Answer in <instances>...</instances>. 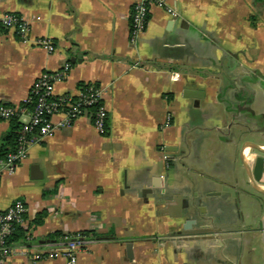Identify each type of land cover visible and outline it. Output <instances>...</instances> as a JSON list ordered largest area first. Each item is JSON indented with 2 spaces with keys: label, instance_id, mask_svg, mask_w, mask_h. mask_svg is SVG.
<instances>
[{
  "label": "crops",
  "instance_id": "crops-1",
  "mask_svg": "<svg viewBox=\"0 0 264 264\" xmlns=\"http://www.w3.org/2000/svg\"><path fill=\"white\" fill-rule=\"evenodd\" d=\"M137 1L0 0V14L30 24L28 42L0 28V103L18 106L41 73L62 72L55 95L94 84L107 111L104 134L81 117L0 173V211L26 207L9 264L29 263L55 231L94 238L76 264H264V202L241 160L258 153L235 127L241 114L262 132L264 0H168L177 16L151 6L131 43ZM41 38L52 53L33 44ZM11 127L0 120V146ZM255 184L264 189V174ZM201 226L227 237L185 241Z\"/></svg>",
  "mask_w": 264,
  "mask_h": 264
},
{
  "label": "built area",
  "instance_id": "built-area-1",
  "mask_svg": "<svg viewBox=\"0 0 264 264\" xmlns=\"http://www.w3.org/2000/svg\"><path fill=\"white\" fill-rule=\"evenodd\" d=\"M162 8L173 18L177 13L168 5V0H138L132 7L129 18V40L134 43L144 31L149 8ZM0 28L13 30L21 42L29 41L30 24L12 12L0 14ZM33 44L50 54L54 50L51 41L46 38L36 39ZM62 78V72L41 73L33 82L27 97L21 102L28 104L33 101V107L27 111L24 107L0 104V120L9 121L14 116L27 114V120L21 124L15 150L0 157V173L12 175L18 164L27 157L30 146L42 139L52 136L55 132L70 127L81 117L88 118L99 134H104L107 125V111L104 108L100 88L90 84L85 91L77 90L76 94H54V83ZM33 98V99H32ZM98 105L95 112L88 114V108ZM60 114V121H52V116ZM264 172V155L262 156ZM26 207L23 201L15 200L6 210L0 213V264H9L6 257L10 247L6 239L14 225L23 226ZM95 243L89 235L76 234L43 243L44 251L36 252L27 264H39L42 259L53 260L64 258L65 264H76L80 252L88 250Z\"/></svg>",
  "mask_w": 264,
  "mask_h": 264
},
{
  "label": "trees",
  "instance_id": "trees-1",
  "mask_svg": "<svg viewBox=\"0 0 264 264\" xmlns=\"http://www.w3.org/2000/svg\"><path fill=\"white\" fill-rule=\"evenodd\" d=\"M89 86H90V84H79L78 89L81 91H85V89L88 88ZM92 86H94L95 88L97 87V85H94V84ZM2 105H5V104H2ZM33 105H34L33 101H31V103H28V104L20 103L18 106L24 107L27 111H30L32 109ZM98 105L99 104L88 108V114L92 115L95 112ZM18 118H19V116H14L13 118H11L9 120L11 122L12 127L8 131V133L5 135L3 144L0 146V157L3 156L4 154H6L7 152L15 150L17 147V139H18V136L20 134L21 125H22L20 122L17 121ZM6 146H8L7 149H5ZM2 212L3 211H0V213H2ZM42 219H43L42 213L38 214L34 220V223L40 224L42 222ZM24 232H25V230L21 226L14 225L11 232L9 233V235L7 236V239H6L7 247L8 246L10 247L13 242H17V241H20L21 239H24L25 238ZM76 234H83V235L87 236L88 232L80 231V232H76V233H61L59 231H55V232L49 234L47 236V238L49 240H57V239L65 238V237H71V236H74Z\"/></svg>",
  "mask_w": 264,
  "mask_h": 264
},
{
  "label": "water",
  "instance_id": "water-1",
  "mask_svg": "<svg viewBox=\"0 0 264 264\" xmlns=\"http://www.w3.org/2000/svg\"><path fill=\"white\" fill-rule=\"evenodd\" d=\"M184 94H186V92H184ZM195 96H197L198 94H194ZM245 146L250 147L252 150H254L257 154V156H253L250 157L249 160L252 161L251 164H248L247 162H245L243 159L242 163L244 168H246V172H248V179L249 182L251 184V188L257 193L259 194L258 202L260 203V205L258 207H260L263 202H264V189H260L257 187V185L255 184V182L260 181L263 178V165H262V156L264 155V148H261L260 146L252 143V142H245L243 148ZM243 153L241 154L240 158H242ZM31 173H32V178H36V176H34V172L37 171V166H33L31 169ZM223 190H226L230 193H232V189L231 188H227L224 187ZM261 230H262V234H263V242H264V219L262 222V226H261ZM208 229L205 227H199V228H195L193 230H189L187 232H185V234H189L188 237H185V241H199V240H204L206 237V239H211V240H216V239H223L225 237H227L226 234H218L213 232L211 234V236H204L207 233Z\"/></svg>",
  "mask_w": 264,
  "mask_h": 264
},
{
  "label": "rangeland",
  "instance_id": "rangeland-1",
  "mask_svg": "<svg viewBox=\"0 0 264 264\" xmlns=\"http://www.w3.org/2000/svg\"><path fill=\"white\" fill-rule=\"evenodd\" d=\"M255 18L262 19L260 11L255 12ZM235 112H237V109H235V111L233 113H235ZM235 115H236L235 127L238 128V126H239V128H240L239 131H244V132H242V134H240V135H242L241 138L247 137V141H250L252 143H253V141H264V119H259L258 126L261 127L262 132L257 133L254 131V129H251V127L249 126V124L251 125L249 118L242 116L241 114H235ZM233 128H234V126H233ZM256 129H258V128H256ZM253 133H256V135L252 136ZM254 202H256V201H254Z\"/></svg>",
  "mask_w": 264,
  "mask_h": 264
}]
</instances>
